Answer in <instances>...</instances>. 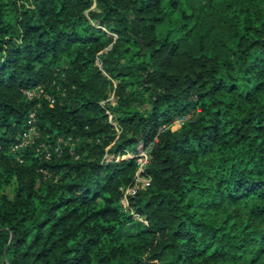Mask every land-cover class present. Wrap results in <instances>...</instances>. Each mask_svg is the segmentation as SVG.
Segmentation results:
<instances>
[{"label":"trees","instance_id":"1","mask_svg":"<svg viewBox=\"0 0 264 264\" xmlns=\"http://www.w3.org/2000/svg\"><path fill=\"white\" fill-rule=\"evenodd\" d=\"M0 264H264V0H0Z\"/></svg>","mask_w":264,"mask_h":264},{"label":"built area","instance_id":"2","mask_svg":"<svg viewBox=\"0 0 264 264\" xmlns=\"http://www.w3.org/2000/svg\"><path fill=\"white\" fill-rule=\"evenodd\" d=\"M24 93L28 97V99H34V98L38 99L40 97H43L49 102L50 106L54 104V99L48 96L44 92L43 88L40 86L34 89H31V90H27ZM188 118H189L188 116H184V117L176 118L175 120L176 121L178 120V125L181 126ZM33 122H34V113L30 115L27 121V125L29 126V128L25 132L17 136L15 144L11 147V153L15 155L16 160L19 161L20 163H22V160L20 159V152L24 149L32 147L35 144V139L38 137L37 131L35 127L33 126ZM113 124L115 125V123ZM170 128H172L171 125H170ZM161 130H163V128L160 129V131ZM66 146H70V151H71L70 154L73 155L72 148L74 146V143L71 142L70 139H68L67 141L59 140L55 146L42 144L37 149V151L41 148L42 151H40V155L45 160H50L53 157V155L56 157H60L63 153V147H66ZM150 148L151 147L149 146L147 150H143L136 156L137 172L135 174V179L130 187L126 189H121L122 197L120 199V204L122 206V209L125 212H130L129 198L135 196L138 191L147 188L150 184L149 178L140 177V174L145 169V167L148 165V162H149L148 153H149ZM124 157L129 158V157H133V155L130 153H127Z\"/></svg>","mask_w":264,"mask_h":264},{"label":"rangeland","instance_id":"3","mask_svg":"<svg viewBox=\"0 0 264 264\" xmlns=\"http://www.w3.org/2000/svg\"><path fill=\"white\" fill-rule=\"evenodd\" d=\"M96 9H95V7L93 6L92 8H91V12H93V11H95ZM110 48V46H108L107 47V49L105 50V52L108 50ZM98 66L100 67V63H98ZM113 87L110 89V90H108V92H107V103H108V105H110V106H113L115 103H116V97L113 95V93H114V86L116 85V81L114 80L113 81ZM140 105V104H139ZM104 106H105V104H104ZM139 106H137V108H138ZM142 108V106H140V109ZM191 116V114H189L188 115V117H190ZM171 126H172V128H176V127H178L179 125H178V120L176 121V120H174V122H172V124H171ZM74 145H75V147L73 146V148H72V152H73V155H74V157H75V160H77V159H79V156H78V154H76V153H74L75 151H76V144L74 143ZM83 157H86L87 156V153H84L83 155H82ZM123 158H125V157H123ZM13 189H14V187L11 185L8 189H7V195L9 196V197H12V194H13Z\"/></svg>","mask_w":264,"mask_h":264}]
</instances>
